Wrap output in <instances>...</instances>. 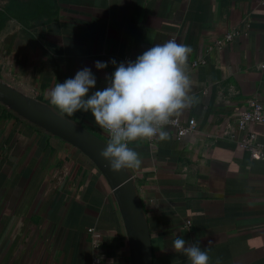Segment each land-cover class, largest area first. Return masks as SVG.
Listing matches in <instances>:
<instances>
[{"label":"crops","instance_id":"0c3cea01","mask_svg":"<svg viewBox=\"0 0 264 264\" xmlns=\"http://www.w3.org/2000/svg\"><path fill=\"white\" fill-rule=\"evenodd\" d=\"M0 14V82L57 114L48 93L81 68L91 67L102 89L113 59L135 60L169 39L190 46L193 102L173 117L179 126H166L170 138L155 146L130 144L142 159L126 171L147 223L151 264H188L172 249L176 235L199 240L210 264L218 257L264 264V155L253 158L239 144L255 134L264 153V125L236 122L251 101L264 105V0H0ZM97 60L108 68L96 70ZM63 117L107 144L91 113ZM0 264H132L104 172L2 101Z\"/></svg>","mask_w":264,"mask_h":264},{"label":"clouds","instance_id":"9594fccd","mask_svg":"<svg viewBox=\"0 0 264 264\" xmlns=\"http://www.w3.org/2000/svg\"><path fill=\"white\" fill-rule=\"evenodd\" d=\"M191 52L190 46L169 39L153 44L135 60L118 63L113 59L114 71L102 89L97 88L92 68L85 66L74 77L55 84L48 93L50 103L61 116L91 113L109 136L99 155L110 170L139 169L142 159L130 144L154 137L169 139L166 126L174 124L173 117L193 102L189 95L193 81L187 70ZM108 64L97 60L95 68L102 71ZM197 241L189 244L176 235L172 249L182 253L188 264H210L208 249ZM216 264H222L219 257Z\"/></svg>","mask_w":264,"mask_h":264},{"label":"water","instance_id":"95a60500","mask_svg":"<svg viewBox=\"0 0 264 264\" xmlns=\"http://www.w3.org/2000/svg\"><path fill=\"white\" fill-rule=\"evenodd\" d=\"M0 101L49 132L77 146L94 160L108 178L117 197L128 231L132 264H151L147 223L133 180L126 170L117 173L106 167L105 161L99 155L106 145L48 106L27 100L2 82H0Z\"/></svg>","mask_w":264,"mask_h":264},{"label":"built area","instance_id":"2783aa9c","mask_svg":"<svg viewBox=\"0 0 264 264\" xmlns=\"http://www.w3.org/2000/svg\"><path fill=\"white\" fill-rule=\"evenodd\" d=\"M232 35L227 36V40H230ZM128 60H132L130 57L125 58L122 62H127ZM175 123L173 125L179 126L178 120H174ZM236 122L240 129L246 128L248 125H264V105L258 101L253 100L250 103V109L244 110L240 112L236 116ZM103 129V128H102ZM103 131L107 134V132L103 129ZM186 133L185 129H180L179 137L184 136ZM108 136V134H107ZM109 137V136H108ZM158 137H154L148 140L151 146H155L158 141ZM256 135L251 134L246 140L240 142V146L249 150L253 158H261L263 157V149L260 144L255 143ZM90 233L93 236V242L95 245L99 242V234H97L94 230H90ZM96 263H99V260H96Z\"/></svg>","mask_w":264,"mask_h":264},{"label":"trees","instance_id":"16d2710c","mask_svg":"<svg viewBox=\"0 0 264 264\" xmlns=\"http://www.w3.org/2000/svg\"><path fill=\"white\" fill-rule=\"evenodd\" d=\"M5 20V14H0V25L3 23Z\"/></svg>","mask_w":264,"mask_h":264}]
</instances>
